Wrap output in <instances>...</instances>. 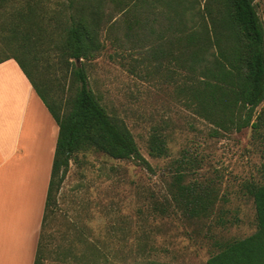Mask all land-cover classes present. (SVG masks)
Here are the masks:
<instances>
[{"label": "trees", "instance_id": "1", "mask_svg": "<svg viewBox=\"0 0 264 264\" xmlns=\"http://www.w3.org/2000/svg\"><path fill=\"white\" fill-rule=\"evenodd\" d=\"M256 1L0 0V64L17 62L59 127L43 231L77 154L94 150L148 166L130 129L89 86L87 65L107 41L129 53L133 74L168 86L208 122L212 137L250 128L264 143V26ZM64 80L67 90L60 87ZM168 152L167 139L152 136L150 154ZM181 168L169 183V208L154 205V211L211 218L220 199L216 183H186L189 173ZM259 174L245 186L256 209V232L219 244L205 264H264V159ZM98 259L93 264H112L108 256ZM35 264H43L39 252Z\"/></svg>", "mask_w": 264, "mask_h": 264}, {"label": "rangeland", "instance_id": "2", "mask_svg": "<svg viewBox=\"0 0 264 264\" xmlns=\"http://www.w3.org/2000/svg\"><path fill=\"white\" fill-rule=\"evenodd\" d=\"M255 5L264 26V0ZM106 45L87 65L89 86L130 129L148 166L94 150L77 154L46 220L42 263L93 264L108 256L112 264H205L219 244L257 230L245 186L260 180L264 143L250 128L212 137L213 127L168 86L133 74L129 53L109 41ZM60 87L67 90V80ZM62 89L54 91L60 96ZM156 134L167 139L169 152L161 158L150 154ZM179 166L189 173L186 183H216L220 199L211 218L154 211V205L169 208V183Z\"/></svg>", "mask_w": 264, "mask_h": 264}, {"label": "crops", "instance_id": "3", "mask_svg": "<svg viewBox=\"0 0 264 264\" xmlns=\"http://www.w3.org/2000/svg\"><path fill=\"white\" fill-rule=\"evenodd\" d=\"M58 134L17 62L1 63L0 264H35L38 252L44 259L43 220Z\"/></svg>", "mask_w": 264, "mask_h": 264}]
</instances>
